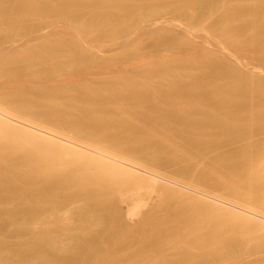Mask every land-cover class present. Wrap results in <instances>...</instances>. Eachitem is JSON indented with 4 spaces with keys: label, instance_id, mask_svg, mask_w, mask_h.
<instances>
[{
    "label": "bare ground",
    "instance_id": "1",
    "mask_svg": "<svg viewBox=\"0 0 264 264\" xmlns=\"http://www.w3.org/2000/svg\"><path fill=\"white\" fill-rule=\"evenodd\" d=\"M82 1L52 0L56 5L63 6L65 12L66 9H75L74 6L82 8V5H78ZM104 1L108 3L110 0ZM117 1H125L123 4L126 6L120 5L129 16L135 10L128 8V0ZM164 2L158 0L152 5L157 7L164 5ZM204 2L211 7L223 2L227 4L220 18L227 38L241 40L252 45V48L264 45V0H175L173 3L189 9ZM49 4L50 0H0V47L8 51L0 52V264H141V258L145 255L150 257L151 254L159 255L160 260L162 256L173 258L169 264H231L244 252L256 253L254 256L264 252V85H256L259 81L255 82L254 79H241L225 87L222 85L227 94L218 95L219 90L214 88L213 97L216 100L212 99L213 103L212 100L208 101L212 107H205L203 104L208 102L199 101L196 94L199 92L195 88L198 84L195 83V73L189 75L195 84L191 91H180L182 84L178 85L176 76H187V72L182 75L179 67L172 68V72L168 69L172 75L166 78V86L152 92L144 90L145 82L140 80V76L128 73V77H125L127 73L124 76L117 71L114 75L115 71L112 70L111 78L104 72L106 68L101 72L108 77L99 73L104 74V78L97 77L99 81L102 80L93 84L97 81L94 76L97 69L94 68L100 66V59L77 42L70 41L71 37L65 41L63 36V39L58 36L61 40H56L58 37L44 39V35L40 40L32 39L33 42L23 43L20 49L12 50L15 48L12 42L27 36L24 35L25 28L17 25L25 24L27 15L29 18L34 15L39 18L38 14L43 16V10L54 7L49 8ZM117 6L119 9V4ZM91 14L89 20L75 17V25L78 23L81 29L112 27L114 31L115 27L122 25L120 23L127 22L124 19L117 23L111 21L107 11L102 9H94ZM233 23H236L235 29ZM15 26L21 30L17 31ZM28 37L30 40L31 36ZM9 42L14 45L10 51L8 46L4 47V43ZM120 56L126 57L124 54ZM112 59L109 61L112 62ZM200 65H197L199 71L196 74L202 72ZM217 69L211 72L214 73L212 77L219 76L220 80L224 75L222 70ZM91 71L95 73L90 74ZM208 73L211 77L210 71ZM198 86L202 87L200 84ZM195 131L202 137L206 136L203 142L198 137L200 141H196ZM227 131L229 134L233 132L234 136L230 137ZM173 134L177 137L181 135L179 138L190 134L191 139L188 136L183 141L187 142L188 138L191 143L194 139L195 144L191 143L194 148L198 146L196 142L201 144L209 138L216 144L209 149L203 145L207 150L201 153L202 163H198L196 169L192 165L189 173L185 174V169H182L185 165L182 168L177 166L178 161L172 166L167 157L174 155L183 163L194 153L190 155L191 151L183 150L184 145L189 149L190 144L182 143L181 139L179 142L184 144L182 149L180 144L176 145L178 148L174 146L176 135ZM208 143L205 145L208 146ZM197 148L198 152L201 147ZM205 164L207 167L203 168ZM174 166L177 168L174 169ZM191 189L197 193H191ZM198 193L209 194L223 203L235 204L232 206L248 210L250 215L241 209L234 211L226 209V206L217 207ZM121 204H125L127 222L123 215V229L118 224L122 230L118 228L114 231L115 228L111 229L109 224L113 219L112 214H115L111 211L115 212ZM152 204H161L164 208L176 204L162 211L164 218L160 225L166 223L167 227H161L158 222L155 226L164 230L159 228L158 231L156 228L157 233L164 234L163 239L155 233V228L154 231L150 229L154 225L151 227L148 223L150 228L147 227V216L151 215L145 212V208ZM8 205L12 208L6 214ZM153 207L148 209L153 210ZM62 210L69 211V221L67 217L59 215ZM55 211H59L57 215L60 217L56 213L53 216ZM51 215L56 219L61 218L58 222L60 225L64 218H67V221L64 219L66 223H70V220L74 222L68 227L69 230L73 228V234L69 230H65L67 233L62 231L64 225L53 232L54 227L47 222L49 220L52 224L57 221L52 222L54 218ZM45 216H49V219ZM37 222L47 224L52 231L48 229L43 232L46 228L44 225V229L38 226L42 228L41 233L37 230H33L34 234L28 232V228L34 229L32 224L36 223L37 229ZM58 223L53 224L57 225L55 229ZM29 225H32L31 228ZM97 225L102 228H97ZM145 225L146 230H141L142 233L146 231L144 238L158 236V240L147 242L142 233L140 236L136 234ZM26 231L31 234V239L25 235ZM6 232L16 234L13 235L16 237L25 235L29 239H24V236L21 241L18 237L20 242L12 243L13 236L9 233L12 241L4 239L7 238L4 236ZM63 235L68 238L66 244L65 240L64 244L60 242L62 237L65 239ZM135 241L138 245H134Z\"/></svg>",
    "mask_w": 264,
    "mask_h": 264
},
{
    "label": "rangeland",
    "instance_id": "2",
    "mask_svg": "<svg viewBox=\"0 0 264 264\" xmlns=\"http://www.w3.org/2000/svg\"><path fill=\"white\" fill-rule=\"evenodd\" d=\"M92 1V0H91ZM91 1L89 0H84V2L82 3H80L79 2V4L78 5H82V8H83V6L85 5L86 6V8L84 7V9H85V11H84V9H82V8H79V6L78 7H76V6H74V8L76 9H66L67 11L65 12V8L63 7V6H61V5H56V3L55 2H52V0H50V4L52 3V4H54V5H51V7H50V4H49V8H52L53 6V8L52 9H48V11L47 10H43L41 13H42V15L43 16H41L40 17V15L41 14H38V16H39V18L37 17V15H34V16H30V17H32V18H29V15H27V18L25 17V19H24V21L26 22H24L25 24H21L20 23V25H22V27H20V25H17L19 28H22L23 29V27L25 28V30H24V35L26 36H23V38L25 37L26 39H27V37L29 36H31L30 38V40L29 39H21V40H18V42L17 41H14V42H12V44H14L13 46L15 47V48H13V46H12V44L9 42V44H11L10 45V47H9V44H6V43H8V42H6V43H4L6 46H4V47H7L8 46V50L10 51V49L11 48H13L12 50H15V49H20V47H22L23 46V43L24 44H28V43H31V41L33 42V40H35V41H37L36 39H41L42 37H44V35H45V37H44V39L46 38V37H48V38H50L51 37V39H55V37H60L61 39H63V37H64V40L66 41H68L69 39H68V37L70 38V41H74V42H77L81 47H83L84 49L86 48V50H88L89 52H91L93 55H95L97 58H99L100 59V66H103L102 68H100V66L98 67L97 66V68H94L95 70V72L94 71H91V73L90 74H93V72L95 73V75L94 76H96V78L95 79H97V81H96V83H93V84H97V82L99 81L98 79H100V78H97V77H102V78H104V76H107L106 75V73H108V76L109 75H111V78H113V73H114V71H115V74L114 75H116V71L118 72V73H121V75H122V73H123V75L125 74L126 75V73H127V75L125 76V77H128V73H129V75H132V74H134V75H136V77H139L140 78V80H142L143 82H145V86H144V90L147 92H152L154 89H156V90H159V89H161V88H159L158 89V87H162V89H163V87H165L166 86V83H167V79L169 78V76H171L172 75V68H174V67H176V68H178L179 67V69H182L181 71H180V73L183 75L184 73H186L187 72V76H186V74H185V76H176L177 77V83H178V85L180 84H182L181 86H180V91H183V90H186V89H188V90H190L191 89V87H193L195 84H194V81H193V79L191 78V79H189L191 76H189V75H191V73L192 74H194V75H196L195 76V78L197 79V80H195V83H198V84H196L197 86L195 87L196 88V92H199V93H196L197 95H198V100L200 101V100H202V102H204V103H207L208 101L210 102V100H212V99H214V101L216 100V98L215 97H213V95H215V91H216V89H218L219 90V94L218 95H226L227 94V92L224 90V89H226V88H224L226 85H229V84H231V83H233V82H236V81H240L241 79L242 80H253L254 79V81L255 82H257V81H259V82H257L256 83V85H258V84H261V85H264L263 83H264V45L263 44H259V45H256L255 47L253 46V48H252V45H249V44H247V43H243L241 40H230L229 38H227L226 37V35L224 34V32H223V30H222V21H221V17H222V14L225 12V8H226V3H220V4H218V5H216V6H213V7H211V6H209V5H207V3H201V4H199V5H197L196 7H190L189 9H186V8H180V6H178V5H176V4H174L173 2L175 1V0H164L165 2H164V5H161V6H157V7H155V6H153L152 5V2H153V4L156 2V1H158V0H128L127 1V6H128V8L130 7V8H132V9H135L134 11H133V13H131L130 14V16H129V13H126V11H124L123 9H122V7H121V5H120V3H122V1L120 2V1H114L115 3H116V6H117V4H119V9H118V6H117V8H116V6H114V7H112L113 5H115V3L113 2H110V1H108V3H107V1H104V2H102V0L100 1V0H94V3H92V4H90L91 3ZM48 2V1H47ZM88 2H89V4H88ZM150 2V3H149ZM49 3V2H48ZM87 3V4H86ZM104 3V4H103ZM109 3H111V5L109 4ZM124 4H125V1L123 2ZM122 3V5H124ZM135 3V4H134ZM140 3V4H139ZM59 4V3H58ZM95 6H94V5ZM101 4V5H100ZM106 4V5H105ZM113 4V5H112ZM151 4V5H150ZM88 5L91 7H88ZM150 5V6H149ZM56 6V7H55ZM58 6V7H57ZM124 6H126V5H124ZM144 6V7H143ZM208 8H207V7ZM62 7V8H61ZM135 7V8H134ZM140 7V8H139ZM146 7V8H145ZM204 7V8H203ZM54 8H56V9H54ZM59 8V9H58ZM87 8H89L88 10H87ZM136 8H138V9H136ZM58 9V10H57ZM79 9V10H78ZM90 9H92V10H90ZM94 9H100V11H101V9L102 10H106L107 11V13H108V16H109V18H112L111 19V21H113V22H123L122 20L124 19V20H127V22L126 23H120V24H122L120 27H115V29H114V31H113V29L111 30V28H109V27H107V28H97V27H94V28H90V29H81V27H79L78 26V23H77V25H75L76 23L74 22V18L75 17H80L82 20H89V19H91L92 18V11L94 10ZM110 9H111V11H110ZM114 9H115V11H114ZM55 10V11H54ZM78 10V11H77ZM83 10V11H82ZM137 10V11H136ZM145 10V11H144ZM203 10V11H202ZM50 11V12H49ZM63 11V12H62ZM75 11V12H74ZM248 10L246 9L245 10V12H247ZM45 12V13H44ZM54 12V13H53ZM69 14H68V13ZM72 12V13H71ZM194 12V13H193ZM67 13V14H66ZM74 13V14H73ZM76 13V14H75ZM193 13V14H192ZM210 13V14H209ZM45 14V15H44ZM47 14V15H46ZM64 14H66V15H64ZM71 14V15H70ZM212 14V15H211ZM62 15V16H61ZM91 15V16H90ZM117 15V16H116ZM46 18H45V17ZM139 16V17H138ZM53 17V18H52ZM37 18V19H36ZM40 18H42V19H44V20H42L41 19V21H40ZM71 18V19H70ZM86 18V19H85ZM184 19V20H183ZM207 19V20H206ZM29 20H30V22H29ZM37 20V21H36ZM48 20H50V21H48ZM115 20V21H114ZM135 20V21H134ZM31 21H33V23L31 22ZM34 21H36V22H34ZM40 21V22H39ZM44 23H46V24H44ZM221 21V22H220ZM40 23H41V25H40ZM209 23V24H208ZM189 24V25H188ZM71 25V26H70ZM126 25V26H125ZM130 25V26H129ZM132 25V26H131ZM185 25V26H184ZM205 25H207L206 27H205ZM17 26H15L16 27V29H17V31H18V29L19 28H17ZM29 26H32V27H29ZM78 26V27H77ZM124 26V27H123ZM149 26V27H148ZM192 26V27H191ZM204 26V27H203ZM232 27H233V29H235V27H236V23H233L232 24ZM109 28V29H108ZM15 29V30H16ZM81 29V30H80ZM98 29L100 30V31H98ZM104 31H103V30ZM108 29V30H107ZM202 29V30H201ZM21 29H19V31H20ZM71 30V31H70ZM88 30V31H87ZM108 32H107V31ZM121 30V31H120ZM31 31H33V32H31ZM40 31H41V33H40ZM49 31L51 32V34L49 33ZM81 31V32H80ZM84 31H85V33H84ZM103 31V32H102ZM203 31V32H202ZM212 31V32H211ZM209 32V33H208ZM30 33V34H29ZM32 33V34H31ZM86 33H88V34H86ZM215 33V34H214ZM29 34V35H28ZM34 34V35H33ZM36 34V35H35ZM52 34H54V35H52ZM59 34V35H58ZM155 34V35H154ZM212 34V35H211ZM48 35H52V36H48ZM61 35V36H60ZM71 35V36H70ZM263 35H264V33H263ZM39 36V37H38ZM63 36V37H62ZM114 36V37H113ZM28 37V38H29ZM36 37H38V38H36ZM56 38V40L58 39H60V38ZM65 37H67V38H65ZM72 37H73V39H72ZM176 37V38H175ZM215 37V38H214ZM224 37V38H223ZM35 38V39H34ZM225 38H227V39H225ZM33 39V40H32ZM60 39V40H61ZM75 39V40H74ZM78 39V40H77ZM157 39V40H156ZM221 39V40H220ZM24 42H23V41ZM25 40L27 41V42H25ZM77 40V41H76ZM168 40H169V42H168ZM190 40V41H189ZM219 40V41H218ZM34 41V42H35ZM69 41V42H70ZM90 41H93V42H90ZM101 41V42H100ZM179 41H180V43H179ZM222 41H224V42H222ZM233 43H232V42ZM237 43H236V42ZM240 41V42H239ZM20 42H21V44L22 45H20ZM97 42V43H96ZM165 43V44H164ZM189 43V44H188ZM191 43V44H190ZM228 43V44H227ZM236 45H235V44ZM4 44H2V47H3V45ZM87 44V45H86ZM176 44V45H175ZM195 44V45H194ZM192 45V46H191ZM229 45V46H228ZM238 45V46H237ZM12 46V47H11ZM17 46V47H16ZM85 46V47H84ZM177 46V47H176ZM234 46V47H233ZM249 46V47H248ZM3 47V49H5ZM258 47V48H257ZM88 48V49H87ZM179 48V49H178ZM188 48V49H187ZM245 48V49H244ZM252 48V49H251ZM262 48V49H261ZM250 49V50H249ZM256 49V50H255ZM6 50V49H5ZM4 50V51H5ZM131 50V51H130ZM140 52H139V51ZM166 50V51H165ZM171 52H170V51ZM179 50V51H178ZM258 50V51H257ZM3 50H1V47H0V52H4ZM174 51V52H173ZM184 51V52H183ZM6 52V51H5ZM8 52V51H7ZM6 52V53H7ZM122 52V53H121ZM134 52V53H133ZM176 52V53H175ZM118 53H119V55H118ZM126 53V54H125ZM163 53H165V54H163ZM173 53V54H172ZM188 53V54H187ZM99 54V55H98ZM121 54H124V56H126V57H122V56H120ZM129 54H130V56H129ZM148 54V55H147ZM252 54V55H251ZM259 54V55H258ZM138 55V56H137ZM155 55V56H154ZM120 58H119V57ZM161 56V57H160ZM190 56V57H189ZM196 56V57H195ZM214 56V57H213ZM122 57V58H121ZM135 57V58H134ZM152 57H154V58H152ZM159 57H160V59H159ZM179 57V58H178ZM184 57V58H183ZM194 57V58H193ZM201 57V58H200ZM212 57V58H211ZM112 58H116L115 59V61H114V59H112ZM117 58H119V59H117ZM133 58V59H132ZM139 58V59H138ZM220 58V59H219ZM110 59H112V62L111 61H109ZM144 59V60H143ZM159 59V60H158ZM162 59V60H161ZM164 59V60H163ZM175 59V60H174ZM182 59H184V60H182ZM195 59V60H194ZM199 59V60H198ZM106 60H108L107 61V63H106ZM158 60V61H157ZM179 61V62H177V61ZM202 60V61H201ZM211 60V61H210ZM238 62H237V61ZM105 61V62H104ZM171 61V62H170ZM182 61V62H181ZM187 61V62H186ZM197 61V62H196ZM199 61V62H198ZM210 61V62H209ZM218 61V62H217ZM259 61H260V63H259ZM109 62H111V63H109ZM123 62V63H122ZM158 62V63H157ZM162 62V63H161ZM185 62V63H184ZM194 62H196V63H194ZM209 62V63H208ZM212 62V63H211ZM115 63V64H114ZM130 63V64H129ZM155 63V64H154ZM166 63V64H165ZM169 63V64H168ZM172 63V64H171ZM178 63V64H177ZM194 63V64H193ZM223 63V64H222ZM240 63V64H239ZM102 64V65H101ZM159 64V65H158ZM163 64V65H162ZM174 64L176 65V66H174ZM181 66H180V65ZM182 64H185V65H182ZM190 64V65H189ZM200 65V64H205L204 66H202V65H200L202 68H203V70H202V68L200 67V70L204 73V70L205 71H207V72H205L204 74L205 75H203V73L201 72V73H199V74H196L199 70V67H198V69H197V65ZM214 64H216V65H214ZM221 64V65H220ZM107 65H109V67H107ZM114 66V68H112L111 69V67H113ZM118 65V66H117ZM122 65H123V68H124V70H123V68H122ZM134 65H135V67H134ZM162 65V66H161ZM164 65H166V66H164ZM179 65V66H178ZM192 65V66H191ZM196 65V66H195ZM210 65V68L208 67V66ZM117 66V67H116ZM140 66V67H139ZM154 66V67H156V68H152V67ZM159 66V67H158ZM212 66V67H211ZM145 67V68H144ZM208 67V68H207ZM218 69H217V68ZM100 68V69H99ZM105 68L107 69V70H105ZM108 68H109V71H108ZM134 68H136V69H134ZM153 70H152V69ZM158 68V69H157ZM212 68V69H211ZM213 68H216L217 69V71L218 70H222V72L221 73H223V75L225 76H221L220 77V80L218 79L219 78V76H213L212 77V75H214V73H211L212 71L214 72L216 69H214L213 70ZM227 68V69H226ZM240 68V69H239ZM261 68H262V70H261ZM105 70L104 72H106V73H104V72H101L102 70ZM151 69V70H150ZM171 71L170 73H169V70ZM100 70V71H99ZM111 70V71H110ZM112 70H114V71H112ZM121 72H120V71ZM228 70H229V72H228ZM151 71V72H150ZM208 71H210V73H211V77L209 76L210 74L208 73ZM219 71V72H220ZM98 72V73H97ZM110 72H113V73H111L110 74ZM131 72V73H130ZM165 72V73H164ZM184 72V73H183ZM240 72V73H239ZM99 73L101 74V73H104L103 75H99ZM147 73V74H146ZM150 73V74H149ZM159 73V74H158ZM224 73H226V74H224ZM252 73V74H251ZM96 74H98V76L96 75ZM145 74V75H144ZM209 74V75H208ZM241 74V75H240ZM254 74V75H253ZM143 75V76H142ZM201 76V77H198V76ZM209 76V78H207L208 76ZM235 75V76H234ZM84 76V75H83ZM87 76V75H86ZM85 76V77H86ZM91 76H93V75H91ZM93 76V77H94ZM107 76V77H108ZM229 76H231V77H229ZM124 77V78H125ZM147 77V78H146ZM163 77H165V78H163ZM173 77H175V75L173 76ZM228 77V78H227ZM240 77V78H239ZM246 77V78H245ZM82 78V77H81ZM84 78V77H83ZM161 78V79H160ZM167 78V79H166ZM183 78V79H182ZM202 78H203V80H202ZM212 78V79H211ZM223 78V79H222ZM239 78V79H238ZM92 79V78H91ZM95 79H92V81H94ZM107 79V78H106ZM155 79V80H154ZM180 79H181V81H180ZM206 79V80H205ZM231 81H230V80ZM102 80V79H101ZM100 80V81H101ZM162 80V81H161ZM179 80V81H178ZM213 80V81H212ZM229 80V81H228ZM241 80V81H242ZM99 81V82H100ZM191 81V82H190ZM211 81V82H210ZM222 82V84H221V82ZM95 82V81H94ZM98 82V83H99ZM147 82V83H146ZM158 83V84H157ZM185 83V84H184ZM155 84V85H154ZM200 84V86H202V87H199L198 85ZM207 84V85H206ZM147 85V86H146ZM150 87H149V86ZM224 87H223V86ZM153 86V87H152ZM204 86V87H203ZM250 86V85H249ZM147 87V88H146ZM188 87V88H187ZM220 87V88H219ZM251 87H253V86H250V88ZM184 88V89H183ZM201 90H200V89ZM214 88H216V89H214ZM223 91H222V90ZM188 90H186V91H188ZM215 90V91H214ZM186 91L184 92V93H186ZM191 91V90H190ZM201 91V92H200ZM222 91V92H221ZM181 93H183V92H181ZM183 93V95H185ZM202 93V94H201ZM217 93H218V91H217ZM222 93V94H221ZM187 94V93H186ZM188 95V94H187ZM239 95H241V94H239ZM242 95H244V94H242ZM211 96V97H210ZM201 97V98H200ZM207 98V99H206ZM204 100V101H203ZM213 100H212V102L211 103H213L214 102ZM207 103V104H203V106H205V107H212V104L211 103ZM211 104V105H210ZM201 131L200 129H196V131ZM195 131V132H196ZM198 133L199 132H196L195 133V139L198 137L199 139H201V141L203 142V140L205 139V137L206 136H204V137H202L203 135L201 134V135H198ZM227 133H228V131H227ZM232 134H233V132H232ZM231 133L229 134L228 133V135L231 137V136H234V134L232 135ZM174 136L176 135V134H173ZM187 136H185V135H182V136H185V137H188L190 134H186ZM198 135V136H197ZM179 137L181 136V135H178ZM202 138H201V137ZM179 137H177V135H176V137L173 139L174 141V143H173V145L174 146H176V145H178L179 146V144H180V149H182L181 147L184 145V144H181L180 142H181V140L183 141V138H185V137H182V138H179ZM178 138H179V140H178ZM188 138H190L191 139V136H189ZM188 138H186V140H187V142H188V144H187V142L185 141H183L182 143H185V144H187V145H189V149L188 148H185V147H187L186 145H184L183 146V150L185 151V149L187 150V152L189 153L190 151V155H192L193 153V155L192 156H190L189 154V159H186L188 162H186V160H184V162L182 163V159H180L179 158V160H178V158L177 157H175L174 155H171V156H169V157H167V161L168 162H170V164H172V166L173 165H175V163H177L178 161H180V162H178L176 165L177 166H180L181 168H182V166H184L185 165V168L183 167L182 169H185L184 170V172H185V174H186V172L187 173H189V168L190 167H195V169H196V167H198L197 166V164L199 163H202V158L203 157H201L202 156V154L201 153H204L206 150H207V148L209 149V148H213V147H211L212 145H215L216 144V142H214L213 143V141H211V140H209V139H211V138H209V139H207V140H209V143L210 142H212V143H210L211 145H209V143L207 142V140H205V142L206 143H208V146L207 145H205L204 143H202L201 142V144H200V142H196V144L199 146H197V145H195V146H197L198 148H200V149H202V150H200V149H198L197 147H195L194 148V146L193 145H191V143H193V142H195V140L194 139H192V142L190 143V141L188 140ZM197 138V139H198ZM177 139V140H176ZM181 139V140H180ZM196 140V141H200V140ZM194 140V141H193ZM213 140V139H212ZM179 143H178V142ZM214 141H215V139H214ZM175 142H177V143H175ZM193 144H195V143H193ZM205 147H207V148H205ZM178 146H176L177 148H178ZM203 146V147H202ZM196 150V148L198 149V152H197V150L196 151H194V149ZM205 148V149H204ZM193 152V153H192ZM195 152H196V154H195ZM192 153V154H191ZM197 157H199V158H197ZM191 158V159H190ZM197 158V159H196ZM168 159H171V160H168ZM194 159V160H193ZM196 159V160H195ZM172 161V162H171ZM173 161H174V163H173ZM195 161H198V162H195ZM182 163V164H181ZM179 164V165H178ZM193 165V166H192ZM177 166H174L173 168L175 169V168H177ZM179 167V168H180ZM202 167V166H201ZM205 167H207V165L205 164V166L203 167V168H205ZM187 168V169H186ZM202 168V169H203ZM201 169V168H200ZM199 169V170H200ZM201 169V170H202ZM207 170H208V168H206ZM210 169V168H209ZM178 170V169H177ZM181 170V169H180ZM200 170V171H201ZM196 171H198V169L196 170ZM199 172V171H198ZM200 173V172H199ZM198 173V174H199ZM189 175V174H188ZM192 188V187H191ZM194 189H196L195 187H194ZM197 190V189H196ZM189 191V190H188ZM191 193H193V194H196L197 192H195V191H193L192 189H191ZM198 194H200V195H204V199L206 200L207 198H208V200H210L211 202L210 203H212L213 202V205L214 204H216L215 206H217V207H222V208H225V206H226V209H229V210H234V211H238L239 209H241V211L243 212V210H244V213H247V214H249V211L248 210H245V209H242V208H239V207H235L236 205L235 204H231V203H228L227 201V203H223L224 201H220V200H217V199H214L212 196H210L209 194H201V193H198ZM154 195V194H153ZM155 196H156V194H155ZM207 196V197H206ZM222 202V203H221ZM221 203V204H220ZM125 204H121L119 207L120 208H122L123 206H124ZM153 205L155 206V208L153 207ZM158 205V207H156ZM222 205V206H221ZM232 205H235V206H232ZM9 206V205H8ZM8 206H6L7 208L5 209V210H3V211H5V212H7L10 208H12V207H8ZM161 208H160V207ZM166 206V205H165ZM171 206H176V204H174V205H171ZM170 205L168 206L167 205V207H165V208H167V209H169L168 207H171ZM224 206V207H223ZM229 206V207H228ZM125 207V206H124ZM122 208V209H120V208H118L117 210L115 209V212H113V211H111V213H115V214H112V216H111V218L113 217V221L111 220V222H109V224L111 225L110 226V228L111 227H113V228H115L114 229V231H116V229H118V230H122L123 228V225H124V216L126 217V207L125 208ZM148 207L149 208H151L152 209V207H153V210H151V209H148ZM159 208V209H158ZM164 208V206L163 205H161V204H152V205H148L147 206V208H145V212L147 213V211H148V215H151V217L150 216H147L148 217V220H146L147 222V224L149 223L150 225H151V227H152V225H154L152 228H150V225L148 226L146 223V225H147V227L148 228H150L151 230L153 229V231H154V228H155V233H157L160 229H161V227H163V228H166L167 226V224L166 223H164V226L162 225L163 223V216L164 215H162L163 214V212H165L167 209H165ZM235 208H238V209H235ZM156 209V210H155ZM162 209V210H161ZM165 209V210H164ZM118 210H120V213H119V211ZM122 210V211H121ZM155 210V211H154ZM164 210V211H163ZM2 211V212H3ZM13 210L11 209L10 210V212H12ZM63 211V212H62ZM60 213H62V214H59L57 211H55L54 212V214H53V216L55 215V213H56V215H57V213L61 216V217H69V211H66V212H64V210H62ZM116 211H118V213L116 212ZM125 211V212H124ZM150 211H152V212H150ZM163 211V212H162ZM4 212V213H5ZM123 212V213H122ZM154 212V213H153ZM157 212V213H156ZM162 212V213H161ZM47 213H49V212H47ZM52 212H50V214H51ZM65 213V215H63ZM68 213V214H67ZM161 213V214H160ZM251 213V212H250ZM6 214H8V212L6 213ZM46 214V213H45ZM50 214H48V215H50ZM71 214V213H70ZM117 214V215H116ZM160 216H162V217H160ZM55 215V216H56ZM59 215H57L58 217H60ZM63 215V216H62ZM121 217H120V216ZM124 215V216H123ZM157 215V216H156ZM250 215V214H249ZM52 216V215H51ZM52 216V217H53ZM123 216V217H122ZM46 217V216H45ZM52 217H50V219H51V221H52ZM67 217V218H68ZM116 218V220H114L115 218ZM123 218V219H120V218ZM156 217V218H155ZM158 217V218H157ZM54 218V217H53ZM57 217H55L54 219H56ZM66 218V219H67ZM118 218V219H117ZM152 218V219H151ZM46 219H49V216L48 217H46ZM45 219V221L47 222V220ZM53 219V221L52 222H54V221H57V223L60 221L59 219H61V218H59V219H56V220H54ZM65 219V218H64ZM64 219H62L63 221H61V223H62V225H60L59 223H58V228L57 229H55V226H57V225H54L53 226V224H57V223H52L51 224V222H49V220H48V222L51 224H49L48 222H47V224L49 225V226H52V228L54 227V230H53V232L54 231H58V230H60L61 228H60V226H62L63 227V225H64V228H62V229H64V230H62V231H65V230H69V226L71 225L70 223H72V225H74V222H72L71 220H70V223H68L69 225L67 226V223H66V221L64 222ZM154 219V220H153ZM157 219H159V221H157ZM117 220H118V222H117ZM122 221V223H121V221ZM126 222H127V217H126ZM149 220H150V222H149ZM41 221V220H40ZM45 221H43V222H45ZM68 221H69V218H68ZM115 221H116V223H115ZM156 221V222H155ZM162 221V222H161ZM43 222L41 223V222H37V229H35V225H36V223H35V225L34 224H32L33 226H34V229H32L31 228V226H30V230H29V228H28V232L29 231H31V234H34V233H32L33 232V230L36 232V230H37V232H40L41 233V231H42V228H40L41 226L43 227V229L45 228V230H43V232L44 231H46L47 232V230L48 229H50V231H52L51 229L52 228H48V225L46 226L45 224H43ZM113 222H114V225H113ZM151 222H153L154 224H152ZM159 223V225H160V223H162L160 226H159V228H157V227H155L156 226V224H158ZM40 223L41 224H43V225H40ZM65 223V224H64ZM118 224H120V227L122 228V229H120V227H119V225ZM121 224H122V226H121ZM44 225H45V227H44ZM113 225V226H112ZM146 225L143 227L142 226V229H139L138 231L139 232H137V230H136V234H138L139 236L140 235H142L143 233H145V232H143L142 233V231L143 230H146ZM38 226H40V227H38ZM66 227V228H65ZM71 227V226H70ZM99 227H101V226H99ZM98 227V225H97V228H99ZM108 227V226H107ZM38 228H40L39 230H38ZM60 228V229H59ZM102 228V227H101ZM100 228V229H101ZM141 228V227H140ZM143 228H145V229H143ZM156 228H157V230H156ZM73 228H71L70 230H69V232H72V233H70V234H73V230H72ZM112 229V228H111ZM72 230V231H71ZM142 230V231H141ZM162 230V229H161ZM162 231H164V230H162ZM27 231H26V236L28 235V237H30V239H31V234L30 233H28ZM45 232V233H46ZM66 233H67V231H65ZM69 232H68V234H69ZM75 229H74V234H75ZM123 232V231H122ZM124 232H125V230H124ZM10 234V236L12 235H16V234H11L10 232H6V234H4V236L6 235V237L7 238H5L4 237V239L7 241H12V239H13V242L12 243H17V242H20L19 241V239H21V241L23 240V237L25 236H19V235H17V237L16 236H13V237H16V238H13V237H11L10 238V236H9V234ZM28 233V234H27ZM55 233H57V232H55ZM58 233H61L60 231L58 232ZM64 233V232H63ZM66 233H64L65 235H67ZM140 233V234H139ZM142 233V234H141ZM7 234H8V236H7ZM30 234V235H29ZM69 234V235H70ZM158 234V236L159 235H161V237H160V239H163V236H164V234L162 235V234H159V233H157ZM65 235H63L64 236V238L65 239H62L61 238V244H64V240H65V244H66V242H67V240L66 239H68V238H66L65 237ZM24 237V239L25 238H27V237ZM143 236V238L144 237H146L144 234L142 235ZM157 236V238L159 239V237ZM8 237H9V239H8ZM18 237H19V239H18ZM142 238V237H141ZM157 238H150V239H148V238H144V240L146 239L147 240V242H154V239L155 240H158ZM164 238H165V236H164ZM14 239H16V241L14 240ZM18 239V240H17ZM29 238H27V240H28ZM151 240V241H150ZM140 241V240H139ZM9 242V243H10ZM59 242V243H60ZM63 242V243H62ZM136 242V241H135ZM135 242H133V243H135ZM68 243V242H67ZM11 244V243H10ZM137 244V242L134 244V245H136ZM14 245V244H13ZM138 245V244H137ZM131 246H132V244H131ZM106 254H108V253H106ZM253 254H256V253H242L240 256H239V258L236 260V261H234L233 263H231V264H241V261H242V264H249V263H251L252 262V264H253V262H254V264H255V262L257 263V264H264V256H263V254H264V252H262L261 254H258V255H255V256H260V257H255ZM76 255H78V254H76ZM156 254H151L150 255V257H149V255H145V257L143 256L142 258H141V260H140V262H141V264L143 263V264H154L155 263V261L156 262H158L160 259H158L159 258V255H156ZM254 256V258L252 257V256ZM106 256V255H105ZM148 256V257H147ZM155 257H157V258H155ZM243 259H241V258ZM121 258V257H120ZM161 258V260H164V261H162L161 262V260L158 262V264H169V263H171V261H169V260H173V258H170V257H166V256H162V257H160ZM164 258V259H163ZM169 258V259H168ZM256 258H257V260H256ZM150 259H152V260H150ZM157 259V260H156ZM166 259H168V260H166ZM240 259V260H239ZM247 259V260H246ZM255 259V260H254ZM150 260V261H149ZM247 261H249V262H247ZM247 262V263H246ZM262 262V263H261Z\"/></svg>",
    "mask_w": 264,
    "mask_h": 264
}]
</instances>
